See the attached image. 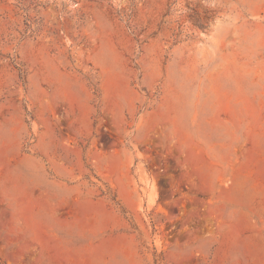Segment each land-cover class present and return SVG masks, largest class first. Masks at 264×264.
I'll list each match as a JSON object with an SVG mask.
<instances>
[{"label":"rangeland","instance_id":"obj_1","mask_svg":"<svg viewBox=\"0 0 264 264\" xmlns=\"http://www.w3.org/2000/svg\"><path fill=\"white\" fill-rule=\"evenodd\" d=\"M0 264H264V0H0Z\"/></svg>","mask_w":264,"mask_h":264}]
</instances>
